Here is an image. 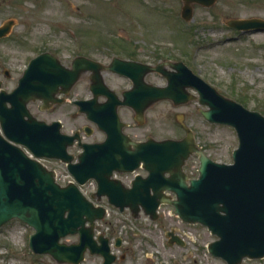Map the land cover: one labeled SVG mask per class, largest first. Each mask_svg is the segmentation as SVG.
Segmentation results:
<instances>
[{
  "label": "water",
  "instance_id": "water-1",
  "mask_svg": "<svg viewBox=\"0 0 264 264\" xmlns=\"http://www.w3.org/2000/svg\"><path fill=\"white\" fill-rule=\"evenodd\" d=\"M181 1V17L185 21L192 18L193 4L209 7L215 2ZM227 24L243 31L264 29V21L257 18L231 20ZM12 26L13 21L3 23L0 38ZM103 71L128 78L131 88L119 98L104 84ZM86 72H91L92 97L73 103L105 134L102 142L83 143L79 132L63 134L59 121L47 124L28 109V104L36 100L41 101L42 109L62 103L65 99L57 95L68 94ZM149 73L163 76L166 85L147 83L145 77ZM99 97L105 100L99 102ZM162 100H170L175 106L196 100L207 108L199 110L206 121L231 126L238 138L233 164L212 161L185 126L186 135L179 140L147 137L138 142L123 132L126 123L117 113L119 106L132 109L141 124L145 111ZM84 131L91 133L87 128ZM75 141L82 151L73 156L67 149ZM193 154L198 155L199 167L198 177L192 179L183 171V165ZM39 159L65 163L76 184L94 179L97 191L92 198L99 200L104 196L120 212L129 209L133 217L141 210L156 220L160 204L172 206L173 213L183 222L200 224L217 237L207 250L226 264L264 258V116L222 96L182 62L148 65L113 57L108 65H103L78 56L70 67H65L45 52L29 61L11 92L2 90L0 82V227L13 219L22 221L34 230L29 236L30 251L49 255L56 264H80L86 252L102 257V264L115 262L108 238L93 237L94 223L103 219L104 208L88 200L75 183H56L54 171ZM139 166L147 175L136 176L129 188L111 179L113 171L131 172ZM73 235L77 242L60 243ZM166 237L168 245H184L172 231ZM120 243L116 238L115 247Z\"/></svg>",
  "mask_w": 264,
  "mask_h": 264
},
{
  "label": "rangeland",
  "instance_id": "rangeland-1",
  "mask_svg": "<svg viewBox=\"0 0 264 264\" xmlns=\"http://www.w3.org/2000/svg\"><path fill=\"white\" fill-rule=\"evenodd\" d=\"M181 0H0V25L13 21L9 34L0 39V80L2 89L10 91L27 63L42 52L54 55L65 67L76 56L107 65L113 57L156 64L181 61L221 95L264 116V29L235 30L231 20L257 18L264 20V0H215L209 6L192 5V18L180 16ZM8 76L2 75L3 71ZM106 84L119 95L130 88L129 80L105 72ZM146 82L164 86V79L154 73ZM87 74L82 75L67 95V102L51 109H40L30 103L29 110L38 120H58L63 133L81 131L86 125L91 135L83 133L86 142H99L104 134L89 124L71 102L91 96ZM197 102L174 106L160 101L148 108L139 124L133 111L119 107L120 119L127 124L124 132L136 141L181 139L183 126L194 134L201 150L210 159L231 163L238 141L231 127L205 121ZM77 155L79 149H68ZM49 169L63 173L58 161H47ZM197 155L184 165L189 177L197 176ZM102 230L112 240L120 237V247H112L123 259L113 264H225L212 258L206 245L215 237L200 225L177 221L167 207L158 212L156 221L142 214L134 219L124 210L109 209ZM179 230L185 246H168L165 233ZM99 232V231H98ZM33 230L19 220L0 228V264H55L48 255L29 251L28 237ZM77 242L76 236L63 240ZM81 264H102L97 255L85 254ZM242 264H264L263 260H245Z\"/></svg>",
  "mask_w": 264,
  "mask_h": 264
},
{
  "label": "flooded vegetation",
  "instance_id": "flooded-vegetation-1",
  "mask_svg": "<svg viewBox=\"0 0 264 264\" xmlns=\"http://www.w3.org/2000/svg\"><path fill=\"white\" fill-rule=\"evenodd\" d=\"M53 108V107H52Z\"/></svg>",
  "mask_w": 264,
  "mask_h": 264
}]
</instances>
